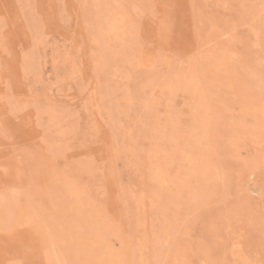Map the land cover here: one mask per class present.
I'll return each instance as SVG.
<instances>
[{
  "label": "rangeland",
  "instance_id": "1",
  "mask_svg": "<svg viewBox=\"0 0 264 264\" xmlns=\"http://www.w3.org/2000/svg\"><path fill=\"white\" fill-rule=\"evenodd\" d=\"M262 54L264 0H0V264H264Z\"/></svg>",
  "mask_w": 264,
  "mask_h": 264
},
{
  "label": "bare ground",
  "instance_id": "2",
  "mask_svg": "<svg viewBox=\"0 0 264 264\" xmlns=\"http://www.w3.org/2000/svg\"><path fill=\"white\" fill-rule=\"evenodd\" d=\"M14 19V18H13ZM122 20V19H121ZM43 23V22H42ZM113 23V26L115 27V25H114V22H112ZM112 23H111V25H112ZM116 23V22H115ZM116 28L118 29L119 27H117L116 26ZM121 28V27H120ZM114 30H115V28L113 29V33L112 34H114ZM21 32V31H20ZM108 34V33H107ZM104 36H105V34H104ZM109 36V35H108ZM246 41V40H245ZM260 48V47H259ZM31 51V50H30ZM37 54V53H36ZM262 55H264V54H262ZM34 56H35V54H34ZM33 57V56H32ZM264 57V56H263ZM36 58V57H35ZM37 64V63H36ZM35 64V65H36ZM258 66V65H257ZM259 67V66H258ZM39 68V67H38ZM250 71V70H249ZM247 72H248V70H247ZM252 72V71H251ZM250 72V73H251ZM250 73H248L249 75H250ZM247 74V75H248ZM253 74V72L251 73V75H250V77L252 76V78H254V76L252 75ZM255 74V73H254ZM249 75H248V77H249ZM255 75H257V74H255ZM249 77V78H250ZM259 77V76H258ZM257 78V77H256ZM251 80H253V79H251ZM254 80H255V78H254ZM251 82H253V81H251ZM256 86V85H255ZM5 87V86H4ZM262 87V86H261ZM112 89H113V87H112ZM120 89V88H119ZM113 93V92H112ZM263 93V92H262ZM261 93H259V95H260ZM262 95V94H261ZM108 96H109V94H108ZM110 109V108H109ZM162 118V117H161ZM49 119V118H48ZM51 126V125H50ZM192 134V133H191ZM194 134V133H193ZM192 134V135H193ZM65 138V137H64ZM192 138V137H191ZM196 138V137H195ZM191 143V142H190ZM176 155V154H175ZM186 155V154H185ZM184 158H185V156H184ZM184 158H182V159H184ZM161 159V158H160ZM192 159V158H191ZM155 162V161H154ZM176 162H177V160H176ZM162 164V163H161ZM194 165V164H193ZM176 169V168H175ZM173 170V169H172ZM196 171V170H195ZM158 172H161V171H159V169H158ZM158 172H153V174L155 175V178H157V179H159V180H163V176H161L162 174L161 173H158ZM162 172H163V170H162ZM197 172V171H196ZM208 172V171H207ZM183 173H185V172H183ZM167 174V173H166ZM165 174V175H166ZM192 174H194V173H192ZM71 175V174H70ZM164 175V176H165ZM175 175V174H174ZM167 176V175H166ZM188 176H190L189 174H188ZM176 177V176H175ZM182 178V177H181ZM178 179V181L177 182H179V184L181 185L180 187H179V190L183 187V188H186V189H191V192H194V191H192V190H195V192L196 193H198V190H199V188H198V186H195L194 188H192V186H191V184L190 183H186V186H185V184H184V177H183V179ZM141 180V179H140ZM164 181V180H163ZM166 181V180H165ZM174 182V181H173ZM176 182V183H177ZM161 183H163V182H161ZM60 184H62V183H59V186H57V194H58V192L60 191V193L61 194H63V190H66L67 192H68V197H69V199H68V202L70 203V206H72L73 207V212H74V214H73V217H70V218H67V220L68 221H66V219H64L63 221H61L62 223H60L59 221H60V219L62 220L64 217H60L59 218V221H55V220H53V224H52V226H54L55 227V229L53 230V231H51L52 233H51V236H50V238H51V240L53 241V243H52V245L54 246V242H60L59 240H61L62 239V237L66 234L65 232L68 230L67 228H64V226H66L67 224L70 226L71 225V227L72 226H74V227H76V229L77 230H79L80 232H82V231H84L86 234L88 233V235L90 234L91 236H92V238H93V236L95 237V238H97V236L98 237H100L101 235H103V234H105L107 231H103L97 224H98V218H97V212L96 211H94L93 209H95V207L93 208V207H91V205L88 203V202H86V201H83L82 199H81V196H80V194H79V192H76V190H75V188L73 187V185L71 186L70 184H68V183H63L62 185H61V187H60ZM160 184V183H159ZM175 185V184H174ZM164 186V185H163ZM173 186V185H172ZM178 186L179 185H177V187L176 188H178ZM82 187V186H81ZM174 187V186H173ZM172 187V188H173ZM159 188V187H158ZM162 188V187H161ZM160 188V189H161ZM169 188V187H168ZM170 188H171V186H170ZM169 188V189H170ZM159 189V190H160ZM167 188L165 187V190H166ZM174 189V188H173ZM178 190V189H177ZM25 191V190H24ZM169 191V190H168ZM174 191V190H173ZM181 191V190H180ZM142 192V191H141ZM160 192V194L161 193H163L164 192V190H160L159 191ZM167 192V191H166ZM165 192V194H167L166 195V197H165V200H166V203L168 204V206H170V205H173V206H178V207H180L179 205L181 204V200H180V198H179V196H177V195H172V194H170L169 192L168 193H166ZM172 192V191H171ZM175 193H180L181 194V192H179V191H176ZM69 194H70V196H69ZM141 194V193H140ZM155 194L157 195V193L155 192ZM154 194V195H155ZM53 195V194H52ZM55 195V194H54ZM182 195V194H181ZM85 196V195H84ZM158 196V195H157ZM192 196V195H191ZM54 197V196H53ZM83 197V196H82ZM182 197H183V195H182ZM193 197V196H192ZM191 198V197H190ZM53 199V198H52ZM160 199V198H159ZM159 199H158V201H159ZM185 199V198H184ZM192 199V198H191ZM85 200H86V198H85ZM135 200V199H134ZM147 200V199H146ZM150 201V200H149ZM157 201V200H156ZM183 201V200H182ZM184 201H186V203H187V200H184ZM183 201V202H184ZM89 202H92V201H89ZM165 202V201H164ZM190 202V201H189ZM185 203V202H184ZM39 204V203H38ZM132 205H133V203H131ZM158 204V203H157ZM96 206V205H95ZM139 206V205H138ZM39 208V207H38ZM71 208V207H70ZM143 208V207H142ZM150 208V207H149ZM152 208V207H151ZM150 208V209H151ZM167 208H169V207H167ZM41 209V208H40ZM69 209V208H68ZM126 209V208H125ZM149 209V210H150ZM157 209V208H156ZM165 209V208H164ZM163 209V210H164ZM70 210V209H69ZM96 210V209H95ZM167 210H169V209H167ZM176 210V209H175ZM178 210V209H177ZM67 211V210H66ZM165 211H166V209H165ZM42 212V211H41ZM65 212V211H64ZM70 212V211H69ZM68 212V213H69ZM96 212V213H95ZM44 213V212H43ZM148 213H150V212H148ZM155 213H157V212H155ZM63 214V213H62ZM159 214V213H158ZM162 214H163V212H162ZM161 214V215H162ZM33 215V214H32ZM46 215V214H45ZM48 216H49V214H47ZM61 215V214H60ZM59 215V216H60ZM39 216V215H38ZM61 216H63V215H61ZM103 216V215H102ZM163 216V215H162ZM32 217H34V216H32ZM41 218L43 217L42 216V213H41V216H40ZM56 217V216H55ZM152 217V216H151ZM46 218H47V216H46ZM153 218V217H152ZM51 219V218H50ZM143 219V218H142ZM151 219V218H150ZM160 219V218H159ZM47 220V219H46ZM97 220V221H96ZM161 220V219H160ZM163 220V219H162ZM48 221H50V220H48ZM47 221V222H48ZM100 221H101V219H100ZM143 221V220H142ZM158 221V220H157ZM46 222V223H47ZM161 222V221H160ZM160 222H158V223H160ZM50 223V222H49ZM65 223H67V224H65ZM139 223V222H138ZM162 223V222H161ZM148 224V223H147ZM102 225V224H101ZM155 225V224H154ZM158 225V224H157ZM152 226V228H153V225H151ZM156 226V225H155ZM73 227V228H74ZM104 227V226H103ZM107 227V226H106ZM145 228V227H144ZM166 228V227H165ZM150 230V229H149ZM75 231V230H74ZM151 231V230H150ZM157 231V230H156ZM53 232H54V236H53ZM141 232V231H140ZM139 232V233H140ZM82 234V233H81ZM54 237H56V239L54 238ZM49 238V237H48ZM95 238H93V239H95ZM104 238V237H103ZM101 239V240H103V242L105 241L104 239ZM105 239H106V237H105ZM68 240H69V238H68ZM97 241H99V240H97ZM62 242V241H61ZM61 242L59 243V244H61ZM101 243V242H100ZM105 243V242H104ZM106 244V243H105ZM57 245V244H56ZM82 245V244H81ZM106 245H108V243L106 244ZM111 246H113V245H111ZM114 247V246H113ZM58 247H54V249H53V254H52V256H50L49 258H50V260L52 261H56V263L57 264H59V263H61L62 262V260H61V262H57V261H59V259H60V256H58L59 254H61L60 253V249H57ZM109 248V247H108ZM62 250V249H61ZM112 251V250H111ZM75 252V251H74ZM106 252V251H105ZM104 252V253H105ZM103 252H101V254H102ZM107 253V252H106ZM99 256V255H98ZM106 256H107V254H106ZM111 257V256H110ZM96 259H98L97 261H99V262H96V263H98V264H111L112 263V259L111 258H108V256L107 257H104V256H99V257H96ZM64 260V259H63ZM54 261V262H55ZM101 262V263H100ZM50 263V262H49ZM53 262H51V264H52ZM61 264H63V262L61 263Z\"/></svg>",
  "mask_w": 264,
  "mask_h": 264
}]
</instances>
